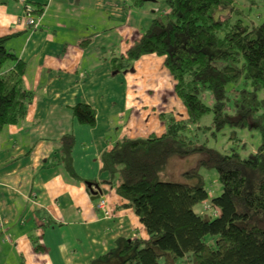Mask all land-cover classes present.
<instances>
[{"label": "crops", "instance_id": "crops-1", "mask_svg": "<svg viewBox=\"0 0 264 264\" xmlns=\"http://www.w3.org/2000/svg\"><path fill=\"white\" fill-rule=\"evenodd\" d=\"M153 7L0 0V36H10L5 46L25 64L23 87L32 94L24 118L0 129V264H92L119 239L147 240L100 158L123 138L161 136L160 114L187 118L162 57L144 55L131 71L112 72V57L140 39L157 15ZM77 104L95 112L93 126L75 118ZM66 135L73 137L69 168L60 144ZM101 198L105 209L97 208Z\"/></svg>", "mask_w": 264, "mask_h": 264}, {"label": "trees", "instance_id": "trees-1", "mask_svg": "<svg viewBox=\"0 0 264 264\" xmlns=\"http://www.w3.org/2000/svg\"><path fill=\"white\" fill-rule=\"evenodd\" d=\"M157 1L133 3L145 9ZM245 1L249 7L257 4ZM237 2L163 0L164 9L140 39L124 55L112 57L113 73L131 71L144 55L162 57L187 118L160 114L161 136L123 138L101 154V172L109 175L148 238L119 239L92 264H264V21L244 23ZM221 11H227L223 19ZM9 37L0 36V129L23 119L32 98L23 87L25 64L5 46ZM206 91L211 106L203 102ZM71 111L80 123L95 124L88 106L77 104ZM209 114L210 126L197 127ZM225 127L256 131L260 144L245 157L237 146L223 153L209 148V140ZM72 140L71 135L60 139L67 168ZM194 155L196 167L183 173L194 183L161 181L171 159ZM200 169L216 172L219 195L209 197ZM204 202L216 216L195 211ZM32 244L41 251L36 238Z\"/></svg>", "mask_w": 264, "mask_h": 264}, {"label": "rangeland", "instance_id": "rangeland-1", "mask_svg": "<svg viewBox=\"0 0 264 264\" xmlns=\"http://www.w3.org/2000/svg\"><path fill=\"white\" fill-rule=\"evenodd\" d=\"M159 1V0H158ZM257 4L249 7L245 0H238L237 8L240 11L239 18L244 23H259L264 21V0H256ZM161 6L157 3H153V8L157 10V14L162 12L164 8L163 0H161ZM227 11H221V19L225 17ZM212 96L209 91L203 94V102L211 106ZM181 120V118H178ZM211 114L206 115L200 120L197 127L210 126ZM231 139V140H230ZM234 140V141H232ZM245 144V148L241 149L240 145ZM260 144V135L256 131L239 130L234 128L225 127L221 133L217 135L215 140H209L208 147L218 152H225L229 147H236L241 156L245 157L249 153L253 152ZM198 158L196 155L185 159L173 158L169 161L165 172L161 176V181H174L180 182L186 180L189 183H194L196 180L193 178L184 179L183 173L193 170L197 165ZM199 174L202 175L203 185L209 191V197L217 196L221 193V186L217 179V174L214 170L200 169ZM196 212L203 213L210 217L216 216L217 212H214L209 207L208 202L197 204L194 207ZM207 242H212L210 237H207Z\"/></svg>", "mask_w": 264, "mask_h": 264}, {"label": "built area", "instance_id": "built-area-1", "mask_svg": "<svg viewBox=\"0 0 264 264\" xmlns=\"http://www.w3.org/2000/svg\"><path fill=\"white\" fill-rule=\"evenodd\" d=\"M27 21L29 24L33 25L34 27H37L39 25V22H40L39 20L33 21V19H28ZM105 207H106L105 199L104 198L99 199L98 204H97V208L105 209Z\"/></svg>", "mask_w": 264, "mask_h": 264}, {"label": "water", "instance_id": "water-1", "mask_svg": "<svg viewBox=\"0 0 264 264\" xmlns=\"http://www.w3.org/2000/svg\"><path fill=\"white\" fill-rule=\"evenodd\" d=\"M87 186L89 193L91 194V200H97L100 197V193L98 191H93L92 186L90 184H87Z\"/></svg>", "mask_w": 264, "mask_h": 264}, {"label": "bare ground", "instance_id": "bare-ground-1", "mask_svg": "<svg viewBox=\"0 0 264 264\" xmlns=\"http://www.w3.org/2000/svg\"><path fill=\"white\" fill-rule=\"evenodd\" d=\"M87 184H93L92 182H87ZM46 223V222H45ZM44 224V223H43ZM148 235V234H147Z\"/></svg>", "mask_w": 264, "mask_h": 264}]
</instances>
